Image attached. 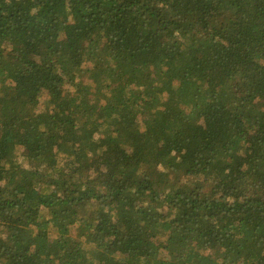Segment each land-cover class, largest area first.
I'll return each mask as SVG.
<instances>
[{"label":"trees","instance_id":"1","mask_svg":"<svg viewBox=\"0 0 264 264\" xmlns=\"http://www.w3.org/2000/svg\"><path fill=\"white\" fill-rule=\"evenodd\" d=\"M0 264H264V0H0Z\"/></svg>","mask_w":264,"mask_h":264}]
</instances>
